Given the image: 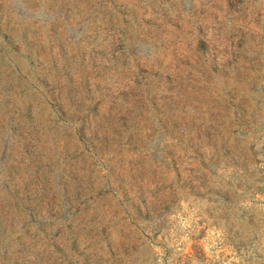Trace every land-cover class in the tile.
<instances>
[{"label": "rangeland", "instance_id": "1", "mask_svg": "<svg viewBox=\"0 0 264 264\" xmlns=\"http://www.w3.org/2000/svg\"><path fill=\"white\" fill-rule=\"evenodd\" d=\"M0 264H264V0H0Z\"/></svg>", "mask_w": 264, "mask_h": 264}]
</instances>
